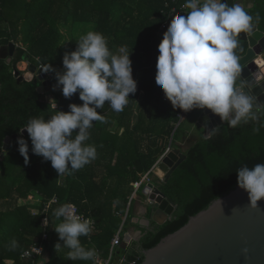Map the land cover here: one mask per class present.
Returning <instances> with one entry per match:
<instances>
[{"label": "trees", "instance_id": "obj_1", "mask_svg": "<svg viewBox=\"0 0 264 264\" xmlns=\"http://www.w3.org/2000/svg\"><path fill=\"white\" fill-rule=\"evenodd\" d=\"M0 0V47L14 43L17 50L9 64L0 60V147L7 137L20 134L30 118H49L54 111L48 108L45 92L40 94L41 83L19 82L14 77L12 65L27 62L45 68L50 64L63 71L65 53L75 51L79 38L88 31L103 34L111 51L127 46L132 61L133 78L138 82L135 95L116 113L105 102L97 112L107 123L93 122L89 129L88 144L95 145L97 158L72 175L58 176L51 162H43L31 152L25 165L12 142L6 158L0 160V264H23L21 255L34 243H42L44 264H93L88 260H69V249L55 250L59 241L53 230L60 221L53 210L65 203L77 206L80 213L96 221V233L80 237L85 248H95L98 255L107 257L111 242L120 231L129 200L132 183L140 180L135 164L140 161L148 173L167 152L170 142L188 137L185 143L186 160L173 173L170 180L162 182L152 175L153 183L177 207L171 220L163 226L153 223L152 228L130 248L120 249L125 264H142L144 251L157 246L163 238L185 226L191 217L206 210L215 198H221L237 187L236 169L242 165L264 163V127L253 132L259 124L250 122L236 129L227 124L211 138H206L203 123L205 110L188 112L179 122V109H173L159 86L155 83L158 45L163 38L162 25L170 24L172 16L165 12L184 0ZM250 14L260 20L255 25L264 32V0H254ZM237 50L239 59L247 52L241 42ZM52 88L55 74L47 73ZM58 102L57 110L69 111L68 105H81L78 94L65 99L57 89L51 91ZM264 119V118H262ZM198 123H197V122ZM78 131V130H76ZM2 154H0L1 157ZM30 196L37 200L28 203ZM58 203L44 213L52 199ZM26 201L24 205L19 203ZM47 216V231L42 221ZM123 225L121 235L125 229ZM48 240L42 241L44 233ZM18 247H10L11 240ZM117 252V251H116ZM115 252V254H117ZM114 254V255H115Z\"/></svg>", "mask_w": 264, "mask_h": 264}, {"label": "clouds", "instance_id": "obj_2", "mask_svg": "<svg viewBox=\"0 0 264 264\" xmlns=\"http://www.w3.org/2000/svg\"><path fill=\"white\" fill-rule=\"evenodd\" d=\"M182 7L188 10L186 15L171 17L158 45L156 85L174 110L188 113L207 109L233 129L257 123L259 127H254L253 132L258 133L264 127V103L253 94L250 82L242 79L237 50L240 34H252L259 14L255 18L249 14L246 0H233L231 7L227 0H185ZM76 45L75 51L63 56L62 72L50 64L43 71L55 74L53 91L59 89L68 100L78 94L83 103H70L65 112L57 110L58 102L50 99L48 108L55 114L47 119L30 118L19 129L16 141L27 165L29 144L22 135L26 130L31 152L42 157L43 162L50 161L59 177L72 175L97 158L95 145L86 143L93 122L107 123L97 109L108 102L114 112H122L130 101L129 95H135L138 88L127 46L113 52L106 37L95 31L82 35ZM205 129L206 138H211L220 126ZM0 154L7 156L4 146ZM236 173L237 187L247 193L249 207L255 210L264 200V163L242 165ZM53 216L60 221L53 230L63 241V246L57 243L55 250L67 248L69 260H91L95 264L96 249L85 248L80 241V237L91 234L94 221L78 215L72 203L54 209ZM10 247L15 249L18 242L11 240Z\"/></svg>", "mask_w": 264, "mask_h": 264}, {"label": "water", "instance_id": "obj_3", "mask_svg": "<svg viewBox=\"0 0 264 264\" xmlns=\"http://www.w3.org/2000/svg\"><path fill=\"white\" fill-rule=\"evenodd\" d=\"M227 3L231 7L233 0H227ZM239 39L248 44L246 54L240 58L241 77L250 82L251 91L260 103H264V69L258 64L259 59L264 61V32L255 25L251 35L245 37L241 33ZM16 50L14 43L1 46L0 60L11 64ZM24 60L27 61V57ZM12 68L19 82H31L36 78L37 82L43 84L38 87V92H46L44 84L50 81L43 67L37 68L30 64L27 73L20 71L17 64H13ZM28 73L32 74L31 79L26 77ZM205 115L208 117L203 123L205 131V128L226 125L210 110H206ZM22 135H28L27 131ZM19 136L15 134L5 139L4 148L7 153L11 143L17 141ZM171 145L157 163V168L165 173L166 183L186 160L185 153L171 148ZM5 158L1 155L0 160ZM135 167L139 175L144 174L140 161L136 162ZM143 193L150 202L151 222L163 226L173 218L176 205L155 184H148ZM219 199L222 204L215 200L206 210L191 217L181 229L163 238L154 248L144 251L142 264H264V200L253 210L249 207L247 193L238 187Z\"/></svg>", "mask_w": 264, "mask_h": 264}, {"label": "crops", "instance_id": "obj_4", "mask_svg": "<svg viewBox=\"0 0 264 264\" xmlns=\"http://www.w3.org/2000/svg\"><path fill=\"white\" fill-rule=\"evenodd\" d=\"M173 1H175V3L172 2V4H176L177 3L176 0H173ZM180 4L181 3H179L176 7H178ZM254 6H255V1L254 0H246V7H247V10L249 12H251L254 9ZM171 7H173V6H171ZM246 47L248 49V44L247 43H246ZM21 63H24L25 65H27L26 62H21ZM205 118H208V117L205 115ZM189 135H188V137L183 138L182 141H179V142L175 143V145H173L172 144V141H171L170 142V145L172 144L171 145V148L180 149V147H183L185 145V142L189 139ZM170 145L168 147L167 152L170 149ZM159 161H158V163H159ZM156 167H157V164L152 168L153 175L154 174L156 175V173H155ZM134 193H135V191L133 189L132 196L130 197V200H129L128 209H127L126 214H125V217H124L123 225L126 222V225H125L126 227L123 230V237L121 235V237H122L121 244L114 249V252H113V255H112V262L114 264H122V263H125L126 259L124 257H121L119 255V250L120 249L130 248L131 247V244L133 242H139L144 237V235L153 226V222L150 221V217H149L148 198L146 197V195L143 192L141 193V191H140V193L139 192L136 193V194H134ZM30 197H33V196H30ZM36 199L34 197L35 202L37 201ZM123 225H122V227H121V229L119 231L120 233L122 231ZM111 249H112V242H111V248H110V251H109L108 256L107 257H102L101 256V257L104 258V259L109 258L110 257V254H111ZM115 252L117 254H115ZM41 262L44 264L43 261H41ZM95 264H96V262H95Z\"/></svg>", "mask_w": 264, "mask_h": 264}, {"label": "built area", "instance_id": "obj_5", "mask_svg": "<svg viewBox=\"0 0 264 264\" xmlns=\"http://www.w3.org/2000/svg\"><path fill=\"white\" fill-rule=\"evenodd\" d=\"M173 3H175V1H173ZM184 3H185V0L178 7H176V6L171 7L167 4L166 7H168V10L165 12V14L168 16H173L175 14L186 15L188 10L182 7V5ZM168 26H169L168 22L164 23L160 29V33L165 31ZM186 115H187V113L180 110V113L178 115L179 122L177 123V127H179L181 125V123L185 120ZM152 175H153V170L149 173H144V174L140 175V180L132 184V187L135 191L134 194L138 193L143 187H146L148 184L153 183ZM161 181L164 182V180H161ZM29 198L31 200H34V197H29ZM57 203H58L57 198L52 199L45 206L44 213L47 212V210L52 205L57 204ZM148 204L150 205L149 201H148ZM76 209H77L78 215L83 216L85 219H91L94 221L93 226H92L93 230H92L90 235L96 233V231H97L96 221L94 219L88 218L84 214L80 213L77 207H76ZM45 219L48 220L47 224H44ZM49 224H50V221H49L48 217L45 216L43 221H42V227L45 229V231H47ZM47 240H48V233L45 232L43 237H42V241H47ZM121 241H122V237H121V233L119 232L118 235L112 240V249H111L110 257L107 259H104L98 255L96 260H95L96 264H114L112 262V255H113L114 249L121 244ZM44 253H45V250H44L42 243H34L30 249L23 252V254L21 255V261L23 262V264H43L41 262V260L44 257ZM122 264H125V263H122ZM129 264H135V263H129Z\"/></svg>", "mask_w": 264, "mask_h": 264}, {"label": "rangeland", "instance_id": "obj_6", "mask_svg": "<svg viewBox=\"0 0 264 264\" xmlns=\"http://www.w3.org/2000/svg\"><path fill=\"white\" fill-rule=\"evenodd\" d=\"M239 45H242V43L239 44ZM27 59H28V56H27ZM25 62H26V64H27V66L30 65L29 62H27V61H25ZM20 64H21V63L18 64V68H19V70H20V71H23V72H25V73H27V72H28L27 67L23 68V70H22V69H20V67H19ZM33 81H34V82H37V79L34 78ZM48 81H50V79H48ZM42 85H43V84L41 83V86H42ZM44 85H45V88H46V93H47L46 98H47V100L54 99L53 95H51V93H50V92L53 90L52 85H51V81H50V83L48 82V83H46V84H44ZM189 139H190V138H189ZM189 139H188V140H189ZM189 141H190V140H189ZM187 148H188V146H187L186 143H185V145H184L183 147H180V150H181L182 152H185V150H186ZM163 157H164V156H163ZM160 161H161V160H160ZM155 173H156V175L154 174L155 177L159 178L160 180H164V178H165V173H164L163 171L159 170V169L156 167ZM144 188H145V187H143V188L140 190L141 193L143 192ZM140 191H139V193H140ZM33 197H34V196H33ZM19 203H21V205H24V204L26 203V201L21 200ZM28 203L35 204V200H31V199L29 198V199H28ZM122 237H123V235H122Z\"/></svg>", "mask_w": 264, "mask_h": 264}, {"label": "bare ground", "instance_id": "obj_7", "mask_svg": "<svg viewBox=\"0 0 264 264\" xmlns=\"http://www.w3.org/2000/svg\"><path fill=\"white\" fill-rule=\"evenodd\" d=\"M258 64H259V67L264 69V61L262 59L258 60ZM19 67H20V69L23 70V68L27 67V65H25L24 63H21ZM26 77L28 79H31L33 76H32V74L28 73Z\"/></svg>", "mask_w": 264, "mask_h": 264}]
</instances>
